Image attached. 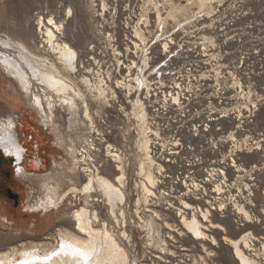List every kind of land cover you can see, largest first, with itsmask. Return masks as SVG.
I'll return each instance as SVG.
<instances>
[{"label":"rangeland","instance_id":"374dc122","mask_svg":"<svg viewBox=\"0 0 264 264\" xmlns=\"http://www.w3.org/2000/svg\"><path fill=\"white\" fill-rule=\"evenodd\" d=\"M2 57L30 72L28 91ZM53 65L60 94L37 79ZM2 127L26 173L0 144L1 250L58 249L86 206L128 264H242L226 237L264 264V0H0ZM90 174L118 185L114 207L73 192ZM47 186L66 201L36 210ZM194 215L206 236L184 224Z\"/></svg>","mask_w":264,"mask_h":264},{"label":"bare ground","instance_id":"6f19581e","mask_svg":"<svg viewBox=\"0 0 264 264\" xmlns=\"http://www.w3.org/2000/svg\"><path fill=\"white\" fill-rule=\"evenodd\" d=\"M48 33L49 35H52L51 30H49ZM22 47L24 48L23 45ZM65 50H67V52L65 53V56L63 55L64 58L73 62L74 57L76 56L75 53L67 46L65 47ZM3 58L7 59V68H10L13 71L15 77L19 79L21 84L28 91L31 87V80H33L31 77H28L30 72L25 69V71H21L14 59L10 57H2V59ZM40 75L41 76L37 79H39L43 85H47V88L50 87L52 90L54 89L58 94H60L59 92H64L66 87L64 76L61 71L55 68L54 65L51 69L42 70ZM143 80L144 79H141L142 83L145 81ZM145 82L148 83V81ZM74 97H76L75 94ZM63 98L65 102L63 104H68L70 106L69 108L74 109L77 107V103L75 104L71 99L66 97ZM36 100L37 105H39L42 109L41 111H44L43 102L41 103L43 99L38 95L36 96ZM48 104L50 107H53V103L51 101H48ZM85 105H87V103ZM86 111L88 112V108ZM13 123L14 122H10L8 125L6 124L8 126L7 128L12 127L14 125ZM2 128H0V144H4V153L9 157L12 156L13 158H16V161L20 164L19 169H21L20 171L22 172L24 171L23 162L26 154L24 153V147L22 145H19V147L21 146L20 149L18 146L16 147L13 135L4 129V127ZM21 149L23 152H21ZM22 160L23 162H21ZM24 173H26V171H24ZM151 177L150 181L152 180ZM122 179L123 176L118 178L119 183H122ZM47 188L48 193L40 199L41 201L35 202V204L32 205L36 208V210H50L51 208L58 207L61 203L66 201L69 192L65 195L62 194L59 196V192L56 188L52 186H47ZM99 188L106 193L114 207V200L119 199L120 196V188L113 181L103 175L90 174L88 180L84 183L82 188L79 189V187L74 186L72 190L73 192L81 190L86 193V196H91L88 195L91 194L90 190L92 192V190ZM74 213V218L76 220L75 228L77 230H69L62 227L58 228V231L63 238L61 247L44 252L43 247L53 245L49 239L29 241V243L21 242V244L14 245L7 250L0 249V264H128L129 255H127L125 249L121 247V244H119L117 239H114L113 235L109 233L107 228L97 229L94 227V221L98 218L96 212H92L89 207L85 206ZM203 214L204 217H208L207 213ZM244 217L246 218V216ZM184 224L188 226L190 231L196 237L206 236V233L203 230L204 224L200 222L196 215H194L191 219L184 218ZM226 239L233 245L234 251H236V254L240 258L242 264H255L254 261L248 257L244 251H242L239 245V240H234L229 237H226ZM214 241H216V239H214ZM40 251H43L44 254L42 255L43 252L40 253Z\"/></svg>","mask_w":264,"mask_h":264},{"label":"built area","instance_id":"2783aa9c","mask_svg":"<svg viewBox=\"0 0 264 264\" xmlns=\"http://www.w3.org/2000/svg\"><path fill=\"white\" fill-rule=\"evenodd\" d=\"M171 98V97H170ZM171 100H172V102L173 103H175V102H178V100H179V97H172L171 98ZM177 100V101H176ZM238 202V201H237ZM235 205V207L237 208V209H239V212H240V207H244L245 208V203H243V204H238V203H236V204H234Z\"/></svg>","mask_w":264,"mask_h":264},{"label":"flooded vegetation","instance_id":"af4514ba","mask_svg":"<svg viewBox=\"0 0 264 264\" xmlns=\"http://www.w3.org/2000/svg\"><path fill=\"white\" fill-rule=\"evenodd\" d=\"M6 157H7V156H6ZM8 158H9V157H8ZM12 161H13V160L11 159L10 162H12ZM13 197H14V199H18L19 195L13 193ZM16 201H18V200H16Z\"/></svg>","mask_w":264,"mask_h":264}]
</instances>
